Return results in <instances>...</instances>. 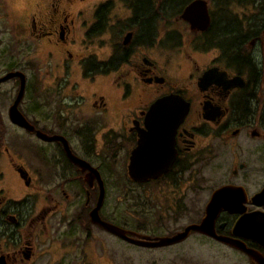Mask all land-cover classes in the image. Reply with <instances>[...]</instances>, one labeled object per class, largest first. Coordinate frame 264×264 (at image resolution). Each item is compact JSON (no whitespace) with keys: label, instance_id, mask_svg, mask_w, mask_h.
<instances>
[{"label":"flooded vegetation","instance_id":"af4514ba","mask_svg":"<svg viewBox=\"0 0 264 264\" xmlns=\"http://www.w3.org/2000/svg\"><path fill=\"white\" fill-rule=\"evenodd\" d=\"M193 1L0 0V264H264V0Z\"/></svg>","mask_w":264,"mask_h":264},{"label":"water","instance_id":"95a60500","mask_svg":"<svg viewBox=\"0 0 264 264\" xmlns=\"http://www.w3.org/2000/svg\"><path fill=\"white\" fill-rule=\"evenodd\" d=\"M181 18L188 21L191 24V27H195L198 30H202L205 29V27L208 24V17L206 14V9H205V2L202 0H196L191 2L183 11ZM20 76V78H22L23 80V75L20 74L19 72H12L6 75V78H10L12 76ZM22 89H23V82H21V86H20V90L19 93L13 103V105L11 106L10 110H9V117L11 119V121L19 126H26L28 125V123L26 122V120L20 115V113L17 111L16 109V104L19 101L21 95H22ZM163 103H175V99L173 98H169L166 101H163ZM152 110V109H151ZM150 110V111H151ZM186 111V109L184 110V112ZM183 115V112L181 114V111H177V109L172 112V115L170 114V116H172V120H173V126H175L177 124V120ZM176 119V120H175ZM29 126V125H28ZM135 165L133 163V159L130 163V165L128 166V173L130 176H134L135 175ZM137 168V167H136ZM100 201V200H99ZM98 201V204H99ZM97 204V205H98ZM96 209H94L95 212V216L93 221H96L102 228L110 231L111 233H114L115 235L128 239L129 241L132 242H136L134 239L132 238H126L124 236V233L122 232V230L114 227L111 224L102 222L98 219L97 214H96Z\"/></svg>","mask_w":264,"mask_h":264},{"label":"rangeland","instance_id":"374dc122","mask_svg":"<svg viewBox=\"0 0 264 264\" xmlns=\"http://www.w3.org/2000/svg\"><path fill=\"white\" fill-rule=\"evenodd\" d=\"M21 50V49H20ZM26 62V61H25ZM35 62V61H34ZM29 63V61H28ZM27 75L29 77L30 83L32 84V86L34 85V81L38 80L39 78H41V73L43 72L42 70L39 69V72L37 71V69L35 68H29L27 69Z\"/></svg>","mask_w":264,"mask_h":264},{"label":"clouds","instance_id":"9594fccd","mask_svg":"<svg viewBox=\"0 0 264 264\" xmlns=\"http://www.w3.org/2000/svg\"><path fill=\"white\" fill-rule=\"evenodd\" d=\"M24 6V0H9V7L15 13L22 10Z\"/></svg>","mask_w":264,"mask_h":264}]
</instances>
